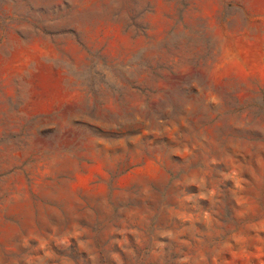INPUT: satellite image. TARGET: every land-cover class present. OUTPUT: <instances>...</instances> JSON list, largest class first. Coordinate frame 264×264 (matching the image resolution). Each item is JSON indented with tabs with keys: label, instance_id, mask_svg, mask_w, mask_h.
I'll list each match as a JSON object with an SVG mask.
<instances>
[{
	"label": "rangeland",
	"instance_id": "obj_1",
	"mask_svg": "<svg viewBox=\"0 0 264 264\" xmlns=\"http://www.w3.org/2000/svg\"><path fill=\"white\" fill-rule=\"evenodd\" d=\"M0 264H264V0H0Z\"/></svg>",
	"mask_w": 264,
	"mask_h": 264
}]
</instances>
